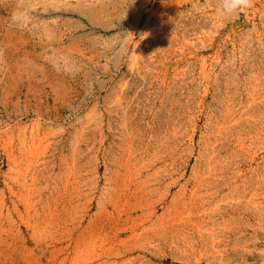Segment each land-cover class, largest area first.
I'll return each mask as SVG.
<instances>
[{
  "label": "rangeland",
  "instance_id": "374dc122",
  "mask_svg": "<svg viewBox=\"0 0 264 264\" xmlns=\"http://www.w3.org/2000/svg\"><path fill=\"white\" fill-rule=\"evenodd\" d=\"M0 0V264H264V0Z\"/></svg>",
  "mask_w": 264,
  "mask_h": 264
},
{
  "label": "clouds",
  "instance_id": "9594fccd",
  "mask_svg": "<svg viewBox=\"0 0 264 264\" xmlns=\"http://www.w3.org/2000/svg\"><path fill=\"white\" fill-rule=\"evenodd\" d=\"M253 0H217L216 15L223 19H232L252 6Z\"/></svg>",
  "mask_w": 264,
  "mask_h": 264
}]
</instances>
